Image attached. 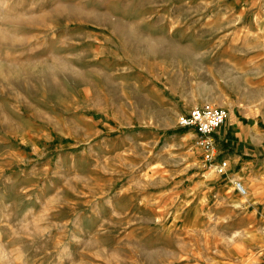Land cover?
<instances>
[{
	"label": "rangeland",
	"instance_id": "1",
	"mask_svg": "<svg viewBox=\"0 0 264 264\" xmlns=\"http://www.w3.org/2000/svg\"><path fill=\"white\" fill-rule=\"evenodd\" d=\"M262 26L264 0H0V264H264V210L177 124L264 113L234 47Z\"/></svg>",
	"mask_w": 264,
	"mask_h": 264
},
{
	"label": "crops",
	"instance_id": "2",
	"mask_svg": "<svg viewBox=\"0 0 264 264\" xmlns=\"http://www.w3.org/2000/svg\"><path fill=\"white\" fill-rule=\"evenodd\" d=\"M261 1L263 0H256L258 3ZM241 8L244 9L243 6ZM256 12L258 13L259 10ZM254 35H257V41L254 43L234 44L235 51H238V48L241 50L239 54H235V57H240L250 66L264 65V26L258 28ZM224 48L226 49V45ZM261 74L264 79V72ZM262 114L263 111L258 110L257 107L229 113L226 122L213 133L217 152L214 162L227 161L226 171L220 176L241 180L247 188V196L242 200L252 204L257 210H264V117Z\"/></svg>",
	"mask_w": 264,
	"mask_h": 264
},
{
	"label": "built area",
	"instance_id": "3",
	"mask_svg": "<svg viewBox=\"0 0 264 264\" xmlns=\"http://www.w3.org/2000/svg\"><path fill=\"white\" fill-rule=\"evenodd\" d=\"M228 119V110L221 106L203 103L194 106L181 114L177 119L180 127L192 128L195 132L193 146L200 152L202 166L209 172L223 175L226 171L227 161L214 162L217 152L213 133ZM232 185L236 192L245 196L247 188L241 180L232 179Z\"/></svg>",
	"mask_w": 264,
	"mask_h": 264
}]
</instances>
